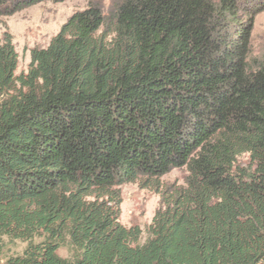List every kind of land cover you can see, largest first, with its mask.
I'll list each match as a JSON object with an SVG mask.
<instances>
[{"label":"trees","instance_id":"obj_1","mask_svg":"<svg viewBox=\"0 0 264 264\" xmlns=\"http://www.w3.org/2000/svg\"><path fill=\"white\" fill-rule=\"evenodd\" d=\"M39 1L0 0V15ZM262 10L264 0H113L107 13L89 3L17 75L4 35L0 264H264V56L249 62ZM181 167L183 185L161 190L139 243L141 229L119 222L118 186L158 188ZM5 238L26 244L2 260Z\"/></svg>","mask_w":264,"mask_h":264},{"label":"rangeland","instance_id":"obj_2","mask_svg":"<svg viewBox=\"0 0 264 264\" xmlns=\"http://www.w3.org/2000/svg\"><path fill=\"white\" fill-rule=\"evenodd\" d=\"M15 0H11L13 2ZM113 0H42L22 6L19 9L0 15V42L4 35L11 37L17 54L14 73L26 72L30 62L32 48L46 47L50 39L59 31L61 25L77 10H82L89 3L101 6L104 13L110 9ZM264 56V10L256 13L250 36L249 62ZM254 61V62H253ZM236 164L249 166L247 153L236 159ZM187 171L185 167L172 168L159 178V186H142L139 181L127 182L118 186L121 194L119 222L125 226L137 225L141 229L139 243L148 236V227L156 210L160 207L161 190L166 187L183 185ZM38 240V239H36ZM26 242L4 239L1 257L20 254ZM66 257L70 253L66 247L57 250Z\"/></svg>","mask_w":264,"mask_h":264}]
</instances>
